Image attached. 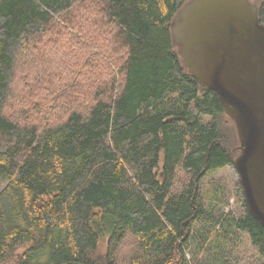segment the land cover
<instances>
[{
    "label": "trees",
    "instance_id": "16d2710c",
    "mask_svg": "<svg viewBox=\"0 0 264 264\" xmlns=\"http://www.w3.org/2000/svg\"><path fill=\"white\" fill-rule=\"evenodd\" d=\"M187 1L0 0V264H264L208 177L240 143L172 38Z\"/></svg>",
    "mask_w": 264,
    "mask_h": 264
},
{
    "label": "water",
    "instance_id": "95a60500",
    "mask_svg": "<svg viewBox=\"0 0 264 264\" xmlns=\"http://www.w3.org/2000/svg\"><path fill=\"white\" fill-rule=\"evenodd\" d=\"M183 65L234 121L233 160L251 215L264 229V24L250 0H189L169 21Z\"/></svg>",
    "mask_w": 264,
    "mask_h": 264
},
{
    "label": "rangeland",
    "instance_id": "374dc122",
    "mask_svg": "<svg viewBox=\"0 0 264 264\" xmlns=\"http://www.w3.org/2000/svg\"><path fill=\"white\" fill-rule=\"evenodd\" d=\"M252 2H258V0H251ZM19 73V71H17ZM209 179L213 183L220 184L221 187H224L226 190V197L228 198V203L224 206H222L223 210L227 211L228 209H231L234 211L236 215H238L241 211L240 205L237 202V196H236V182L238 181L239 177L235 170L234 165L223 167L213 173H211L210 176H208ZM244 235H241L242 240V246L246 245L245 239H243ZM129 244H126L122 246L120 250V257L122 259L129 257V250H128ZM124 257V258H123Z\"/></svg>",
    "mask_w": 264,
    "mask_h": 264
}]
</instances>
